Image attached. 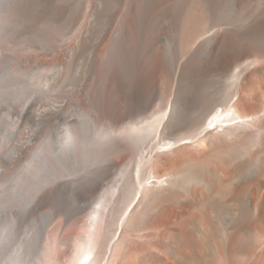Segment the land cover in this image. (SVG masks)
I'll return each mask as SVG.
<instances>
[{"label":"bare ground","instance_id":"bare-ground-1","mask_svg":"<svg viewBox=\"0 0 264 264\" xmlns=\"http://www.w3.org/2000/svg\"><path fill=\"white\" fill-rule=\"evenodd\" d=\"M135 1L125 0L122 16L111 31V40L101 48L107 50L108 46H115V50L110 54L111 67L116 70L109 84L111 99L106 103L101 101L97 105L91 104L88 92L83 93L80 101L77 100L76 107L82 111L80 113L85 115V118L80 123L68 121L63 133H58V124H50L45 142L32 150L31 161L25 164V167L22 165L26 174H20L22 180L8 189L10 192L7 200H14L22 208L8 212L10 214L0 213V264H46L43 238L55 214L64 215L68 221L84 212L92 201L94 203L84 221L89 229L85 232L84 240L79 238L80 242L74 243L71 264H125V254L132 241L122 236L115 240L114 237H109L113 227L121 229V232L128 229L129 235L132 236L142 230L150 219H157L162 226H174L175 230L171 239L163 245L164 256L157 257L154 262L141 260L138 264H195L187 260V257L197 253L198 247L192 229V211L207 201L209 192L193 188L194 184H202V179L187 173V170L179 171L178 167L190 163L188 168L201 167L207 174L210 196L209 202L206 203L214 218L221 217L224 203L231 194L236 195L235 204L239 208V223L227 224L225 231L220 230L218 224L214 225L209 237L205 236L204 247L211 254L221 251V257L218 256L220 264H229L231 260L234 261L233 257L237 256L245 264H264V247L257 252L258 236L255 231L256 225L264 226V6L260 8L259 13L252 15L254 17L251 16L252 20L250 19L247 25L242 26L239 22L241 16L245 17L252 12V2L255 0L183 1L178 12L179 20L183 21L180 22L177 39L179 46L185 51L186 58L178 63L177 68L172 66L169 69L174 74V80L179 77L173 103L168 104L147 127L139 130L136 126L129 125L119 133L120 135H113L112 153L110 146L108 155L117 153L128 157L131 155L130 145L135 149L136 173L131 177L134 181L130 177L123 179L120 171L119 181L116 179L117 182L112 188L107 187L108 190L98 193L101 179L109 177V170L114 173L118 157L107 156L106 150L103 151L105 155L103 152H97L103 145L96 147V150L89 147L92 144L88 142H93L96 122L89 114L92 113L98 118L109 115L111 121L123 122L139 111L142 99L148 95L152 97L156 93L157 72L163 70L166 64L163 50L155 45L161 29L152 17H137ZM3 3L5 2L1 4L4 5ZM87 5L86 7L89 6ZM91 12L92 10L90 14ZM1 13L3 14V11L0 12V18H4ZM222 17L228 22L215 29L214 22ZM83 33L84 30L81 34ZM82 35L79 37L81 41L84 38ZM120 43L121 47L125 44L123 52H120ZM140 54H145L147 60L145 66L142 62L139 67L140 64H134L140 62V59L134 58ZM202 57L203 61L197 60ZM250 57L257 58L259 62L253 64ZM131 63L138 69L136 77L131 74ZM120 69L126 70V77L118 73ZM5 75L0 72V98L3 92L1 90L7 87ZM227 77L230 83L224 94L216 96L217 93L215 95L208 90L212 87L217 89L220 79ZM130 79L134 80L128 84ZM243 83L250 87H244V93L242 90V95L236 99L237 91ZM25 87L22 85L16 91V96L25 94ZM45 89L37 91L46 93L47 89L43 92ZM54 90L52 92L55 93ZM43 96L48 99L45 94ZM23 99L21 103L17 101L12 105L17 119H20L21 115L24 116L22 113L30 104V98ZM188 100L191 111L184 112L183 108L188 106ZM41 107V104H36V111L39 112ZM17 119L12 123L6 120L0 126V136L1 133L2 136L6 134V138L13 135L15 132L11 127L18 125ZM78 124H81V127H78ZM186 128H192L191 135L182 137V134L179 139H169L155 151L162 153L176 148L170 152L173 155L169 160H166V157L163 160L161 154L155 159L147 158L160 143V138L166 136L165 132L175 135ZM187 131L189 132L188 129ZM150 135L155 140L153 145H147ZM100 136H104V133ZM186 139L189 141H185ZM10 153L9 150L4 155L9 157ZM168 154L169 152L164 155L168 157ZM205 161H210L207 168L202 164ZM156 163L161 164L162 170H165L163 175L157 177L151 174L152 165ZM6 179L7 177L4 178ZM130 197L132 199L116 223V204H125ZM112 203L113 208L109 210L108 207ZM45 205L50 208L34 221L33 233L26 230L23 232L24 236L17 240V220L22 219L21 215L25 216L26 212L29 214V210L42 209ZM153 206L160 207L159 217L151 216ZM99 219L102 220L101 226L99 225V241H96V246L94 244V247H91L93 250L91 249L90 254V232ZM262 230L264 231V227ZM117 246L119 249L116 257L107 261V252ZM256 252L252 261L249 257Z\"/></svg>","mask_w":264,"mask_h":264},{"label":"rangeland","instance_id":"rangeland-1","mask_svg":"<svg viewBox=\"0 0 264 264\" xmlns=\"http://www.w3.org/2000/svg\"><path fill=\"white\" fill-rule=\"evenodd\" d=\"M1 1L5 2L3 3L5 6L1 4ZM183 1L184 0L135 1L137 2V17H152L153 21H155L161 29V32L156 38L155 45L163 50V59L166 64L163 70H159L157 72L158 88L156 93L152 95V97L151 95H148L149 97L146 96L142 99V101H140L141 108H139V111L134 113L132 116L127 117L123 122L116 123L111 121V117L109 115L98 118L92 113L89 114V117L93 116L96 121L94 122L95 133L92 135L93 142H88L92 145L95 144V146L90 145L89 147L96 150L99 146L103 145L102 147H99L102 151H100V149L99 151L98 149L96 151L101 153L106 150L107 154L103 152L104 155L106 154L107 156H111L113 158L115 155V157H118L117 167H115V170L112 169L114 173L112 171V173H110L109 170V174L111 176L108 175L109 177H103V179H101L98 193L105 192L108 188H112L113 185L119 181L118 178L120 179L121 177H124L123 179H128L130 177V179H132L131 177H134V174L136 173L135 161L137 155L134 153L135 149L132 145L129 144L131 155L128 157L121 156L120 154H118V156L117 153H115V155L110 154L112 153L111 145L113 144V135H115V137L120 135L119 133L123 132L129 125L136 126L139 130L147 127L152 124V120L157 118L160 113L165 110L168 104L173 103L179 77L174 80V74H172L169 69H171L172 66L177 68L178 63L184 61V58H186L185 51H183V49L179 46L177 39L180 33V22L182 23L183 21L182 19L179 20L178 12ZM0 2V12L3 11V14H1L2 17H4L0 18V72L2 71L4 72V75L6 74L5 83L7 85L5 89L1 90L3 92L1 93L0 98V126H2L6 120L12 123L15 119H17V115L15 116L13 113V104H16L17 101V103H21V99L23 98H30V104H28V107L22 113L24 116L21 115L22 117H19L21 122L20 119H17L18 125L15 128L9 126V129L11 127V130L15 133L7 138L6 134L2 136L1 133L0 136V213H8L12 210H21L20 208H22V206L20 204L17 205L14 200H7V195L12 186L18 185L17 183L20 179L22 180V178H20V174L24 175L25 172L23 171V168L25 167V164H28V162L31 161V151L40 147L39 145H42V143L45 142V135L48 134L50 124H58V133H63L68 121L80 123L85 118V115L80 113L82 111L76 107V103L77 100L80 101V97L83 93L85 94L88 92L91 104L97 105L101 101L106 103L109 99H111L109 84H111L116 70L111 67L110 54L115 50V46H108L107 50H101V48L111 40V31L119 18L122 16L125 0H0ZM255 2H252V6H254L252 12L245 17L241 16L239 21L241 22L240 25L243 26L250 23L252 20L251 16H255L256 12L259 13L260 8L264 6V0H255ZM86 4L89 5L87 6L90 9L86 7ZM91 10V14L93 13V15L90 14ZM176 20H178L176 22L177 24L175 23ZM224 22H228L225 17L219 18L214 22L213 27L215 29H219L224 26ZM82 27L84 29H82ZM83 30L85 34L83 33L82 35L81 32H83ZM80 35L84 36L82 41L79 38ZM99 42H101L100 45L98 44ZM121 45L122 44L120 43V47ZM124 47L125 44L121 47L120 52L124 51ZM180 48L182 50H180ZM140 55L139 57L134 58L140 59V62L135 63L134 65L140 64V67L143 62L145 66L147 60L145 54ZM202 58L197 60L203 61L204 57ZM250 59L253 64L254 62H259L257 58L250 57ZM131 65L133 66L131 74L133 77H136L138 75V69H136L132 63ZM144 70L146 71V67ZM118 73L122 77H126V74H128L125 69L118 70ZM38 80L39 82L41 81L42 85L38 82ZM133 80L134 79H130L127 83L131 84ZM220 80L222 81H220L222 85L219 82L221 86H217V89H215V87L208 89L215 93V95L217 93L218 95L216 96L224 94L229 87V77ZM21 82L22 85L26 86L23 90L25 94H23L24 96H16V91L22 86ZM5 83L3 84L4 86ZM244 87L246 88L250 86H247V84L244 83L241 84L239 90L237 91L235 97L236 99L244 93ZM43 89H45L43 92L46 91V93L38 92ZM35 90L38 91L36 92ZM52 90H54L55 93L52 92ZM44 94L48 99L43 96ZM17 97H19V99ZM189 101L190 100H188V106L183 108L184 112L191 111ZM38 103L42 105L39 112L36 111V104ZM51 119L54 121H51ZM78 127H81V124H78ZM191 130L192 128H186L185 130L181 129V131L175 135H169L168 132H165L166 136H162L160 138V143L158 146L156 145V148L153 147L155 150L152 148L153 152L151 151L152 153L150 152V155H148L147 158L155 159L157 158V155L161 154L162 159L166 157L165 159L169 160V157L173 155L170 152L174 151L176 148L163 151L162 153L155 152L157 151V148L160 147V144L169 141V139L171 141L173 139H179L182 134V137L191 135V132L193 131ZM7 132L8 130L5 128V133ZM103 133L104 136H100V134ZM106 140H109L110 142L108 143ZM185 141H189V139H186ZM154 142L155 140L153 136L150 135L147 138V145H153ZM103 147L107 148L104 149ZM109 147L110 155H108ZM7 150L11 151V155L9 156L10 158L4 155L5 152H8ZM167 152L170 154V156L168 154V157L167 155H164L167 154ZM132 153L135 154V156ZM144 158L146 159V156ZM201 161L192 162L199 163ZM190 164L181 165L178 167L179 171L185 172L187 170V173L202 179V184L197 183L192 186L197 190L208 191L210 196V186L207 174L201 167L188 168ZM202 164L206 165L207 168L210 161L202 162ZM159 165L157 163L154 166L152 165L151 174L155 177L161 176L165 173V170H162L161 164ZM21 171L23 172L21 173ZM119 173L123 176L120 177ZM5 177H7L6 180H4ZM116 179L117 181H115ZM132 180L134 181V178ZM209 196L208 199H206L208 202ZM235 198L236 195L234 194H231L227 198L224 203L221 217L219 218L220 220L214 218L213 214L210 212L208 204L206 203L207 201L199 204L198 207L192 211L191 223L198 247L197 253L193 256L187 257V260L195 264H220L218 256L221 257V251L216 254H211L207 248L204 247V240L205 236L209 237L214 225L218 224L219 229L225 231V226L227 224L239 223L237 220L239 208L235 204ZM131 199L132 197H130L125 204H116V206L121 209H117L116 206L114 208V210L116 209L118 212L115 221L116 223L120 219ZM86 203L88 202L86 201ZM93 203L94 202L92 201L84 212L68 221L65 220L64 215L60 213L55 214L54 218L50 221L43 238V243H45V247L43 249L44 263H72V247H74V243H76V241L80 242V240H84L86 238L85 232L86 230L88 231L89 228L84 222L85 215ZM113 203L109 205V210L113 208ZM49 208L50 207L48 205H45L42 209L33 208L28 211L30 212L29 214L26 212L25 216L21 215L22 219H18V217L17 219L20 220V222L17 220L15 225V230L17 228L18 231V234L15 236L18 238L17 240L24 236L23 232L26 230L33 233L34 221L38 220L40 215L46 213ZM159 210L160 207L153 206L151 216L159 217ZM242 214H244V210H242ZM101 219L98 220L97 224L94 226L95 228L93 227L91 230L92 232H90V250L96 246V241H99V233L101 231L100 226L102 223ZM151 221L152 219L145 224L142 230L132 236L129 235L128 229H123L121 232V229L117 230L116 226L113 227L109 237H114L113 239L115 240L122 236L124 239L128 238L132 241L131 247L125 254V264H138L141 260L154 262L157 260V257H161L162 255L164 256L163 245L171 239L175 228L174 226L168 225L162 226V224H160L161 222L157 219L152 222ZM263 227L264 226L256 225L255 229L257 233L256 236H258L257 252L264 247ZM118 249L119 246L108 251L106 254V260H114L118 253ZM92 250L90 251V254ZM257 252L249 257L252 261H254ZM233 260L234 261L231 260L229 264H245L241 259L239 260L238 256L235 258L233 257Z\"/></svg>","mask_w":264,"mask_h":264}]
</instances>
